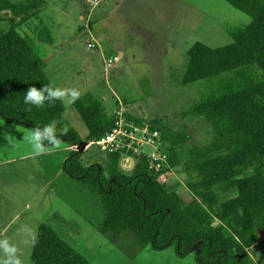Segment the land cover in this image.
<instances>
[{"label": "rangeland", "instance_id": "rangeland-1", "mask_svg": "<svg viewBox=\"0 0 264 264\" xmlns=\"http://www.w3.org/2000/svg\"><path fill=\"white\" fill-rule=\"evenodd\" d=\"M41 2L26 16L3 11L0 32L8 30L15 19L20 33L34 41L56 87H75L81 93L79 98L92 92L107 120L118 121L129 131H135L134 127L141 131L147 125L160 132L186 129L192 138L177 147L183 160L191 147L212 141L214 127L209 119L185 112L196 102L211 99L221 79L183 84L189 50L196 43L214 49L232 44L230 30L249 26L252 18L248 14L226 0ZM93 42L99 45L91 48ZM116 54L120 59L107 69L105 59ZM75 101H64L65 117L83 142H61L59 148L47 147L50 150L41 155H35L25 139L30 129L0 117V239L6 237L18 247L23 264L32 263L38 227L44 223L51 224L93 264H199L195 251L182 258L174 247L141 249L131 231H99L105 215L101 198L69 176L64 163L73 150L86 147L82 155L85 166L101 163L107 167L111 153L97 143L98 139L87 140L89 130ZM55 126L58 131L59 126ZM170 148L162 136L160 151L167 163L152 171L189 203L195 197L189 189V176L182 165H171ZM128 155L135 164L125 159V153L120 154L119 169L129 172L142 158L149 161L134 151ZM235 194L223 196L222 202ZM222 223L215 217V226ZM258 233L260 240L248 248L252 264H264V230Z\"/></svg>", "mask_w": 264, "mask_h": 264}, {"label": "trees", "instance_id": "trees-1", "mask_svg": "<svg viewBox=\"0 0 264 264\" xmlns=\"http://www.w3.org/2000/svg\"><path fill=\"white\" fill-rule=\"evenodd\" d=\"M248 14L252 22L233 28L234 42L221 48L196 43L189 50V64L182 83L217 80L211 99L196 102L185 115H202L214 127L211 142L195 145L185 160L177 147L190 141L186 129L162 130L170 143L169 160L182 165L195 197L189 203L158 179L142 158L131 171L119 169L120 154L111 153L107 167L83 164L82 150H73L64 163L65 172L101 198L105 215L101 233H134L141 249L174 247L179 257L195 251L199 264H252L248 248L264 230V0H226ZM41 0H0V15H30ZM11 19L0 32V117L32 130L57 124V136L67 144L83 139L65 117L60 100L41 108L24 103L30 86L55 84L48 77L45 60L34 41L23 36ZM75 108L89 130L88 141L112 129L101 103L92 92L75 101ZM67 128L62 135L61 129ZM45 146L50 147L47 141ZM236 192L222 202V197ZM219 206V207H218ZM218 207V209H217ZM215 217L223 223L214 225ZM31 264H93L51 224H40Z\"/></svg>", "mask_w": 264, "mask_h": 264}, {"label": "clouds", "instance_id": "clouds-1", "mask_svg": "<svg viewBox=\"0 0 264 264\" xmlns=\"http://www.w3.org/2000/svg\"><path fill=\"white\" fill-rule=\"evenodd\" d=\"M80 95V91L75 87L62 88L44 85L37 88L36 86H30L26 90L24 103L29 105V110H31V106L41 108L46 102L51 104L57 100L64 102L67 99L71 103L79 98ZM60 131L62 135H66L68 129L63 128ZM25 139L31 143L35 155L45 154L50 150L45 146V141L54 148H59L61 143L57 136L55 123H49L43 128L39 126L34 127L30 135L26 136ZM0 264H23L18 247L6 237L0 239Z\"/></svg>", "mask_w": 264, "mask_h": 264}, {"label": "built area", "instance_id": "built-area-1", "mask_svg": "<svg viewBox=\"0 0 264 264\" xmlns=\"http://www.w3.org/2000/svg\"><path fill=\"white\" fill-rule=\"evenodd\" d=\"M98 45L96 42L89 44L91 48H96ZM119 59L120 56L117 54L105 59L106 68L110 69L115 66ZM134 129L135 131H129L117 121L116 124L113 123L112 129L109 132L97 140V143L110 153H120L122 155L125 153V159L130 161L131 165L135 164V160L128 153L134 151V153L149 159L150 170L159 171L163 169L167 163V159L165 154L160 151V141L162 138L160 130H153L149 125L142 128L141 131H139V127H134ZM139 132H142V134H139ZM148 148H152V150L150 151Z\"/></svg>", "mask_w": 264, "mask_h": 264}, {"label": "crops", "instance_id": "crops-1", "mask_svg": "<svg viewBox=\"0 0 264 264\" xmlns=\"http://www.w3.org/2000/svg\"><path fill=\"white\" fill-rule=\"evenodd\" d=\"M77 148H78V147H77ZM85 148H86V147H82V149H81V150H82V152L86 150ZM78 150H79V149H78Z\"/></svg>", "mask_w": 264, "mask_h": 264}]
</instances>
